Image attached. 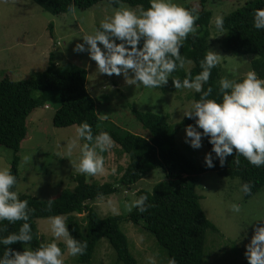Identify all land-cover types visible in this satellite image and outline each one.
Masks as SVG:
<instances>
[{
    "label": "rangeland",
    "instance_id": "obj_1",
    "mask_svg": "<svg viewBox=\"0 0 264 264\" xmlns=\"http://www.w3.org/2000/svg\"><path fill=\"white\" fill-rule=\"evenodd\" d=\"M199 1L175 0L181 6L191 3L197 6ZM244 1L208 0L212 10L209 48L220 54V78L239 79L242 73L252 70L251 61L257 57L256 54L241 55L229 51L224 43L225 32L215 29L212 23L215 16L226 15ZM138 6L142 7L124 2L117 6L99 2L88 8L74 7L67 12L53 14L33 0H0V79L6 75L14 80L34 78L49 66L50 60H53L57 68L67 64L84 67L87 70L86 88L95 101L97 115L103 117L100 118V125L112 123L148 136V131L134 115L133 107L142 112L164 115L176 129L177 148L196 164H203L204 155L209 151L203 137L201 147L193 149L184 140L186 126H178L185 117L183 108L194 101L193 90L175 89L171 79L175 77L173 73L169 75L166 84L155 88L128 85L122 74L109 76L99 73L87 51H73L76 43H83L81 36L98 28L99 21L110 15L114 8ZM51 24L53 26L50 29ZM191 65L188 63L185 68ZM60 105V96L57 94L55 99L35 108L28 116L27 135L18 152L19 175L15 189L18 196L25 193L40 199L53 198L67 189H73L77 184L74 177L83 174L76 171L70 162L78 161L79 145L83 140H77L71 154L64 157V141L76 138L75 127L78 125L57 127L53 124V116ZM99 154L104 157V172L85 174L86 180L116 182L128 164L127 155L121 152L114 141L110 150ZM12 155L10 148L0 144V168L9 170ZM165 179L164 170L153 169L132 188L121 187L118 192L91 201L90 204L101 217L126 215L134 207L129 210L125 204H130L138 197L136 190H151L155 183ZM240 185L239 177L221 176L215 171H207L199 176L196 192L201 195V206L207 218L217 227V231L207 230L204 264H248L244 255L245 245L253 234V225L261 223L255 220L264 217V188L244 198ZM231 203L240 205L239 213L230 211ZM251 222L253 225H249ZM36 223L45 242L52 240L48 217L38 218ZM120 229L128 238L129 250L137 264H148L147 256H153L156 264L167 263L166 249L152 233L144 229L143 223L135 224L125 219L120 223ZM57 244L63 253V264H86L78 261V254L69 255L66 252L62 238L57 239ZM87 264L123 263L118 261L116 251L109 241L102 238L95 247L91 262Z\"/></svg>",
    "mask_w": 264,
    "mask_h": 264
},
{
    "label": "trees",
    "instance_id": "obj_2",
    "mask_svg": "<svg viewBox=\"0 0 264 264\" xmlns=\"http://www.w3.org/2000/svg\"><path fill=\"white\" fill-rule=\"evenodd\" d=\"M44 10L53 14L67 12L72 8H88L99 2H108L117 6L124 2L131 6H149L148 0H33ZM186 9H194V27L196 31L189 33L184 39L179 51L185 59L184 67H177L172 73L182 80L189 73L194 76L200 71L199 61L209 49L212 10L208 0H200L196 6L186 4ZM264 7V0H245L243 4L233 9L223 17L224 43L226 48L236 54H256L251 61V69L257 76L264 78V29L253 27L254 9ZM50 25V29L52 28ZM191 61L187 69L185 65ZM220 66L217 63L210 71L202 91L211 86L208 98L219 101L218 81ZM191 78V77H190ZM87 70L84 67L67 64L57 68L53 60L38 76L31 79L14 80L9 76L0 79V144L11 149L10 173L15 177L16 189L20 145L27 135V119L29 114L47 101L60 96L61 105L53 116V124L57 127L79 125L87 122L93 136L100 131H106L112 140L128 157V164L116 182L87 181L85 174L76 175L77 184L73 189H67L51 198L40 199L30 194H20L18 199L26 200L28 221L32 240L27 245L16 242L10 246L0 245V255L5 247L22 251L24 247L35 249L44 237L40 234L36 223L38 218H47L60 214L65 217V224L71 236L86 242L82 254H78L80 263H90L95 247L100 239L106 238L117 254V259L123 264H137V260L129 250L126 234L120 229V223L128 220L135 224L143 223L144 229L153 234L157 242L167 251V260L175 258L177 264H204L206 234L208 229L217 231V227L207 218L201 206V195L196 192L199 176L207 171H215L221 176L239 177L241 184L248 183L250 191L243 193L244 198L255 194L264 188V165L254 166L243 157L237 156L235 149L225 158L220 166L219 160L213 161L214 166L207 168L196 164L189 156L181 152L175 143L176 129L167 117L153 112H142L132 109L136 118L148 131L149 135H141L120 128L110 123L100 125L101 119L96 113V104L86 88ZM200 93L193 95L197 100ZM194 124V118L184 117L179 127ZM200 131H202L200 129ZM208 150L211 145L207 137H203ZM91 143V142H89ZM239 159L240 163H235ZM153 169L165 171L166 179L155 183L151 190L142 188L136 190L137 196H147L145 203L150 205L144 212H138L134 207L126 215L115 214L101 217L90 204L91 201L107 197L118 192L121 187L128 188L143 179ZM132 188V187H131ZM25 221H0V236L18 232ZM167 264V263H166Z\"/></svg>",
    "mask_w": 264,
    "mask_h": 264
},
{
    "label": "clouds",
    "instance_id": "obj_3",
    "mask_svg": "<svg viewBox=\"0 0 264 264\" xmlns=\"http://www.w3.org/2000/svg\"><path fill=\"white\" fill-rule=\"evenodd\" d=\"M148 4L147 8H114L110 15L99 21L98 28L81 36L83 43H76L73 51H87L99 73L109 76L122 74L128 85L155 88L166 84L177 67H184L185 59L179 49L187 35L196 31V16L193 15L194 9H186L175 0H148ZM212 23L215 29L223 30L222 16H215ZM253 27L264 29V7L254 9ZM219 59L220 54L209 48L199 61L200 71L197 74L191 76L189 73L182 80L171 78L175 89H191L200 93L199 99L190 101L183 108V116L194 118V125L188 124L184 129L185 143L199 149L202 137H207L211 145L203 158L207 168H212L216 159L223 166L225 158L234 149L237 156H243L248 163L259 167L264 165V78L258 77L253 70L242 73L239 79L221 77L218 81L220 99H210L211 86L202 91V85L207 83L210 71ZM75 132V139L64 141V157L71 154L77 140H83L79 145L78 161H70L73 168L86 175L103 173L104 157L99 153L111 149L113 140L109 133L100 131L93 136L90 125L84 121L75 127ZM235 163L239 164V159ZM15 182V177L7 168H0V221H25L18 232L0 236V245L4 246L16 242L27 245L32 240L27 223L31 210L27 201L18 199L17 192L11 190ZM240 189L247 194L250 186L243 183ZM52 200H47L49 208ZM146 200L147 196L141 194L130 204L126 203L125 207L129 210L135 207L138 212H144L150 206L145 203ZM229 209L239 213L240 205L231 203ZM48 220L52 240L41 241L35 249L26 246L22 251L5 247L0 255V264H63L58 238H62L69 255L84 252L86 242L71 236L62 215L50 216ZM255 221L261 223L258 226L253 222L249 224L253 225V234L245 245L244 255L248 264H264V217ZM146 260L148 264H156L153 256H147ZM167 264L177 262L175 258H169Z\"/></svg>",
    "mask_w": 264,
    "mask_h": 264
}]
</instances>
